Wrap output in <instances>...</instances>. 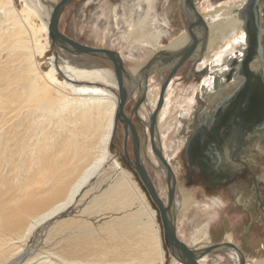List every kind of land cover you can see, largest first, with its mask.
<instances>
[{"label":"bare ground","instance_id":"6f19581e","mask_svg":"<svg viewBox=\"0 0 264 264\" xmlns=\"http://www.w3.org/2000/svg\"><path fill=\"white\" fill-rule=\"evenodd\" d=\"M23 1L27 3L29 0ZM58 1L52 5L47 15L50 16L53 6ZM124 1L131 2V0ZM244 1L231 0L218 8L213 5L216 1H206L209 12L202 16L209 33L206 48L211 52L208 56H203L199 63L197 62V68L201 69L203 65L209 64L210 74L207 73L208 75L201 77L199 84L190 88L187 95L178 97L176 90L172 87L173 81L169 83L170 85L168 84L165 91L164 103L158 113V127L161 130L165 128L164 123L168 121L165 119L169 116V106L177 109L178 126L174 136L168 139L167 145L161 142L165 157L176 179L178 176L170 160L174 155L179 153L182 155L188 127L183 129L180 126L193 119L194 110L199 106L198 96L211 105L221 96L228 94L240 80L233 78L230 82H226L224 76L230 68V60L239 59L245 46V33L240 27L241 23L236 19L237 13H232V10L240 8ZM32 2L35 3L34 6L44 8L41 0H32ZM156 2L157 0H137L135 3H129L125 9H121V12L116 5L111 9L110 15L116 28L118 21L125 20L122 14L127 16L128 20L119 24L129 29L127 40H131L137 45L136 47H156L162 35H168V31L159 30L160 19L156 15ZM181 2L182 5L185 4V0ZM91 3L96 5L98 0H91ZM31 11L30 9L18 11L14 7L13 0H0V264L21 263L26 255L22 243L38 226L64 213L84 196L87 197L90 190L89 188L86 190V187L90 180L102 174L108 166H112L116 173H123L127 179V172L124 171L118 158L110 154L108 147V145L111 146L117 131L116 127L112 134L118 98L114 72L111 75L112 72L107 68L80 59V56H94L84 53L72 54L57 45L52 47L57 48L58 52L56 50L54 56L48 57L47 70H42L37 57L44 54L47 44L35 38L37 28L30 21ZM183 13L185 16L184 11ZM20 14H22L21 17ZM48 21L49 17L46 22L41 23L42 26L39 29L45 34L48 33ZM156 22L159 25L155 26ZM187 37L188 33H185L176 43L172 44L180 43L179 45L168 47V49L182 47ZM218 41L222 44L218 45L215 50L214 46ZM48 44L51 46L50 40ZM59 53L62 56H58ZM196 57H198V52ZM193 59L190 60L191 63ZM251 66L255 69L256 65L252 63ZM165 67L167 70L170 65ZM128 69L131 72L129 67ZM157 69L152 68L150 72H155ZM140 72L141 69L139 72L133 69L131 73L134 76L136 74L135 78L140 79ZM57 73L61 79L58 78ZM215 76L221 80L218 88L213 86ZM149 85L150 82L147 79L148 95ZM155 92L153 91L152 96H147L148 113L152 112L156 105L158 95L155 97L153 95ZM139 112L142 118L147 119L143 108ZM167 127L170 128V126ZM162 132L166 136V132ZM158 135L160 138L161 135L159 133ZM146 137L147 143L148 128ZM146 154L149 162L156 165L157 161L152 156L149 147H147ZM159 169L164 171L163 168ZM149 172L160 197L166 202L167 184L161 183L164 189L163 195L158 184H155L152 176L154 173ZM127 175L129 176L128 173ZM126 179L124 185L116 187L114 184L110 191H103L94 195L92 199L94 205L101 203L100 205L113 207L110 209L117 208V210L118 207L127 208L128 206L132 211L131 215L127 214L126 218L107 223L101 231L107 235L118 233L120 245L129 246L127 247L129 249L132 244H139L142 253L139 252L138 258L145 261L139 264H150L152 258H154V264H165V251L160 244L155 222L158 211L150 207L145 194L139 187L133 186V188L126 189ZM179 188L177 182L176 212H178V207L189 202L184 195L181 197ZM129 193L130 195L134 193V195H131V200L127 203ZM178 195L180 196L179 202L177 201ZM136 202L138 205H135ZM177 216L176 234L180 238L177 230ZM72 225L78 226L83 233L80 238L82 242L77 249L81 255L89 254L95 248L102 249V241L100 242L82 223L62 218L53 225V229L55 232H60L69 229ZM160 225L161 223L159 224L161 231L162 225ZM86 235L87 241L85 240ZM161 238L163 239V236ZM95 245L97 247H92ZM229 251L234 258L232 264H238L239 255L233 250ZM211 254L205 255L200 263L204 264L207 256ZM126 255L122 254V256ZM46 256L34 257L31 261L27 259L24 264H50L51 260H47ZM92 260L83 264H124V262L115 261L116 258L113 260L97 259V263ZM64 264H80V261H68ZM170 264L181 263L173 258ZM257 264H264V262Z\"/></svg>","mask_w":264,"mask_h":264},{"label":"rangeland","instance_id":"374dc122","mask_svg":"<svg viewBox=\"0 0 264 264\" xmlns=\"http://www.w3.org/2000/svg\"><path fill=\"white\" fill-rule=\"evenodd\" d=\"M56 1L58 0H41L42 2L41 4L44 6V8L40 9V7L34 6L35 3L32 2V0L27 1V3H25L23 0H13L14 7L18 11H21L23 9L32 10L30 14L31 15L30 21L33 22L32 24H34V26L37 28L35 38H37L41 43L47 44L46 51L44 52V54H42V56L37 57L42 70H47L48 65L46 61L48 60V57H50L51 55L54 56V54H56L57 48L52 47L48 44V40H49L47 37L48 33L45 34L44 31H41L39 29L41 28L42 24L48 20L49 14L47 15V12L48 13L50 12L52 5ZM181 1L182 0H157L155 4V9H156V15L160 19V25L156 22L155 26L159 25L160 31H163V32L168 31V35H165V34L164 36L162 35V38L160 39L159 44H157L156 47L141 46L139 48V47H136L137 45H135L131 40L129 39L127 40L128 38L127 33L129 32L128 31L129 29L127 30L126 26L124 25L122 26V24H119L121 22L128 20L125 14H122L124 16L123 19L125 20L123 21L121 20V22L118 21V27L117 28L114 27L113 19L111 18V15H110L112 7L116 5L118 7L119 12H121V9H125L129 3L131 2L135 3L137 2V0H131V2H126L124 0H119V1L118 0H98V3H96V5L91 3V0H74L70 2L69 4H67V6H65L62 12L61 18L59 20V28L65 35L81 43H85L93 47H105V48H112V49L117 50L121 54L125 66L129 67L131 72L133 71V69L136 70V72H139L140 69L142 68L145 69L148 62L152 60L154 57L158 56L159 53H161L163 49L168 48V47H176L180 43H177V45H172V44L176 43V41H178L182 37V35H184L185 33L189 34V26L192 20L186 14L185 4L182 5ZM206 1L207 0H195V5L197 7L198 12L201 15L203 14L207 15L209 12V8L207 7ZM212 1H216L213 5L218 8V7L224 6L226 3L230 2L231 0H212ZM262 3L264 6V0ZM142 6L145 8L144 5ZM238 9L239 8L232 10V13L237 12L238 16L236 17V19L240 23L242 21V27H241V24H240V27L243 28V20L239 17ZM183 11L185 12V16H184ZM230 14H231V11H230ZM19 16L21 17L22 14H20ZM262 25L264 27V15H263V20H262ZM220 44H222V42L218 41L216 45L214 46V49L217 50V47ZM201 48H202V43L199 47V51H198V53L200 52L199 55L208 56L210 54L211 50L207 49L206 45L202 53H201ZM263 49H264V36H263ZM165 50H171V49H165ZM66 54L72 55L70 53H66ZM60 55L61 54L59 53L58 56ZM80 59L91 61L93 63H96L99 66L107 68V70L112 72L111 75H113L111 64L104 58L80 56ZM262 63L264 65V60L262 61ZM204 68L205 67H203L202 69H198L195 67L196 71L193 74L194 80L192 81L189 79L187 80L185 79V81H182V80L180 81L176 79L175 81H173L176 77L175 75L173 76V78L171 79L173 81L172 87H173V90H176L178 97L187 95V93L190 90V85L196 86L199 84L201 77L206 75L209 72V68L207 67V71L203 73ZM151 73L153 72H149L148 74V77H149L148 81L150 82L149 95L152 96L153 91H156L155 94L153 95L157 97L158 91H160L159 88L161 87V84L164 82V80L168 76L169 70L163 71V73L165 74L164 76H162L163 73L161 72H156L152 74L151 76H149ZM57 76L58 78H60L58 73H57ZM135 76L137 77L136 74ZM137 98H138V91L137 93L136 92L133 93V95L130 98L129 104L127 105V108H125V113H128L127 115H129L130 109L132 108V105L134 104L135 100H137ZM199 101L201 102V104L199 105L200 109H195V110L193 109L195 113L194 115L198 113L200 114L201 108L204 106H207L205 102H202L201 100ZM142 108H143V113L145 117H147L148 105L145 104V106ZM169 109L170 111L168 110V114L170 117L169 116L166 117L165 120H168V121L167 123L166 122L164 123L165 129L168 128L167 126H170V128H168L170 132L168 133V135L166 134L165 138L163 139V143L166 145L168 143V139L173 138L174 133L178 126L177 119H176L178 115L177 109L175 110L173 107ZM179 118L180 117L178 116V119ZM192 124L194 125L193 119H191L189 123L184 122L180 126V128L184 129L185 127H191ZM141 134L142 133H140V135ZM144 136L145 135L143 134L141 135L143 142L146 143L147 139ZM121 141L122 140L117 139L115 143L119 146ZM108 147H109L110 154L115 155L116 148H113L110 145H108ZM120 161L122 162L121 163L122 166L125 165L124 160L123 161L120 160ZM258 162L259 164H257V170L259 168V173L260 174L262 173L261 175H263L264 177V147H261L259 149ZM173 164L181 168L180 169L181 176L178 174V170L176 171V174L178 176L177 182L179 183V187H180L179 189L181 190V197L182 195H184L185 198L189 199V202L186 203L185 205L182 204V207H178L177 209L178 212H176V216L178 215L177 216V230H178V234L181 240L184 241L186 244L190 243L192 245H198V244L205 245L208 243H216V242L225 241V240H230L233 243H235V245H236V242H240V237H237V236H239L241 232H244L242 228V224L244 226L245 231L247 232L249 231L248 230L249 226L246 225V222H248L249 219H248V214L246 211H243L242 215L233 214V212L231 211V205H232L231 198H233V195H227L223 193L224 191L221 192V190L218 192H213V191L209 192L205 188H204L205 190H203L199 182L191 184L188 181H186L185 180L186 166H185L184 158L181 155V153L176 155L175 161L173 160ZM146 166H148L149 171L154 173L152 176L154 177V181L156 182L155 184H158V188L161 190V192H163V195H164V191H163L164 189L161 184L162 182H164L162 170H161L162 175L160 176L159 174L160 171L154 166L153 163H150L147 161ZM124 169L125 171L127 170L126 172L129 171L131 173L130 174L128 172L130 178L132 179V185L134 187H139L140 190L145 194L150 207L152 209L157 210L156 206L153 204L147 192L143 188V185L141 181L139 180L136 172L126 166L124 167ZM112 171L113 170L109 168L104 173L105 178L110 177V176L112 177L113 176ZM89 190H90L89 192L90 194L91 189ZM89 194L87 195V197L89 196ZM132 195H134V193ZM85 197L86 196H84L83 199L78 200L77 203H74L71 207H69L66 211H64V213L43 223L42 225L38 226L32 232V234L27 238V240L24 243H22L23 244L22 248L24 249L23 251L26 252V255H24V257L22 258V261H21L22 264L26 263L27 259L31 261L32 258L34 257L40 258V256L43 257L46 255H47L46 257H48L46 259L49 261L51 260L52 264L53 263L54 264H62V263L64 264V262H68V261L70 262L80 261V264H83V263H86V261L90 259L91 260L93 259L92 261H94V263H97L96 261L97 259L113 260V258H116L115 261H118L120 263L124 262V264L125 263L139 264V263L145 262L144 260L142 259L140 260V258H138L139 257L138 254L142 253V251L140 250L138 246L139 244L134 243L136 246L132 244L133 246L131 245L130 247L131 249H129L127 248L129 246L126 247V246L120 245L121 242H120V239L118 238V236L120 237V235L118 233L107 235L106 233H103L101 231L102 227H104L107 223L117 222L121 220L122 218H126L127 214L128 216H130L131 215L130 213H132V211L129 210L130 211L129 212L127 208L119 209V210L107 209L108 212L113 211L112 215L110 214L109 216H107L106 214L105 215L106 217H102L99 220H96L95 222H93L89 220L88 218L84 217V214L81 215L80 213V209L82 208L83 202L87 198ZM177 197H178L177 201L179 202L180 196L178 195ZM138 202H136L135 205H138ZM100 204L98 203V205ZM156 212L157 211H155V213ZM158 217H159V212L156 213V217H155V222L157 223V235L160 238V241H161L160 244L165 251V256H166L165 264H170V261L173 260V257L169 254V251L167 250L164 244V241L161 238L163 235H162V230L160 231L159 229V224L161 223V221ZM62 218H67V220L69 219V220L79 222V223L86 225L89 228V230L93 232V235L97 237L100 242L102 241L103 250L100 248H95L93 249L91 253L89 254L86 253L84 255H81L77 249H79V244L82 242L80 238L83 235V233L81 232L78 226L76 227L72 225L67 230L60 231V232L54 231L53 225L56 224V222H58ZM226 218L227 220H232V224L233 222H235V224L237 225V229H232V224L229 223L226 220ZM70 223H73V222H70ZM87 239L88 237L86 235L85 240L87 241ZM196 241L198 242L196 243ZM92 247H97V246L95 245ZM137 247L138 249H136ZM250 249L252 248L250 247L245 252L246 253L245 258L247 257L246 264H257L259 262L263 263L264 249L260 253L261 259L255 258L254 261H250L252 260L250 256L251 255L253 256L256 254L251 253V251H249ZM122 254L123 255L127 254V255L122 256ZM134 254L136 257L134 256ZM71 258H73V260H71ZM206 259H205L204 264H232L234 261L233 260L234 258L228 249L224 252H220V251L213 252L211 255L207 256ZM51 261H50V264H51ZM153 261H154V258L150 259V264H154Z\"/></svg>","mask_w":264,"mask_h":264},{"label":"flooded vegetation","instance_id":"af4514ba","mask_svg":"<svg viewBox=\"0 0 264 264\" xmlns=\"http://www.w3.org/2000/svg\"><path fill=\"white\" fill-rule=\"evenodd\" d=\"M246 2L247 0H245L243 4H245ZM262 2L263 0L260 1L261 6L263 7V11L261 12V23L264 15V6ZM241 27H242V21H241ZM243 28H244V22H243ZM243 28L242 30L244 32L245 28L244 29ZM244 33H245V46L243 48L242 55L244 54L245 48L247 47L246 30ZM255 34L256 33L253 30H251V35L253 37L255 36ZM263 36L264 33L261 35V39H260L262 57L259 56L256 50L257 48L254 47L256 51H254V53H251L250 59L247 60L245 67L244 66L241 67L240 64L241 62L240 59L242 55L239 59L232 58L230 60L229 70L233 66L231 63L232 60L236 59L238 60V62L232 68H234L235 71L240 72V74L239 76H237L235 73H233L231 74V78L227 80L226 75L229 74L228 73L229 70H228L224 76V80L226 82H230L233 78L234 79L237 78V80L240 79L237 85L234 87L235 89L233 88L228 94L221 96L211 105L200 99V97L198 96L197 104L200 105L201 102L199 100H201L202 102H205L207 106L201 108L200 114L198 113L196 114V116L193 115L194 125L193 124L191 125V127L193 128L188 127V134L183 144L184 146L182 147V156L184 158V162L186 166L185 180L191 184L199 182L201 184V188L203 190L206 189L209 192L210 191L218 192L220 190L222 191L227 189L234 190L235 192H237L236 194H234L235 201L239 203L241 207L244 208V211L247 212L249 221L253 220L256 223L260 221L262 223L264 222V177L263 175H261L262 173L261 174L259 173V168L257 170V164H259L258 152L261 147H264V65L262 63V61L264 60ZM254 42L255 41L253 39L252 43L254 44ZM177 49L179 48L172 50H177ZM202 57L203 55L201 56L198 53V57H196L197 60L194 59L192 63L190 62V60L186 61L178 70H180L185 64H189V68L187 71V76L189 77L187 79L191 81L194 80L193 74L196 71L195 67L197 68V64L201 61ZM252 63L256 65L255 69L251 66ZM203 67L209 68V64H205L202 66V68ZM166 68L167 67L164 66L160 69H157L149 76H151L156 72L163 73L164 70L165 71L169 70V69L166 70ZM178 70L176 71V73L178 72ZM208 74H210V69ZM164 75L165 74L163 73L162 76ZM215 78L219 79V85L221 80L218 76H215L213 78V86L215 88H218L219 85L218 87L215 86ZM192 87L194 86L190 85V88ZM137 91L138 90H136V93ZM158 96H159V91H158ZM129 102H130V97L127 101L125 108H127ZM135 102L132 105L131 112H129L128 116L132 115L133 109L135 107ZM145 102L146 99L144 103L141 104V107L138 109L139 111L141 110L142 107L145 106ZM199 108L200 106H198L196 109ZM139 111L138 113L140 116ZM152 112L147 113L148 114L146 117L147 119H144L140 116L142 118L141 121H148L149 116ZM127 114L128 113H126V115ZM157 119H158V114H157ZM132 121L135 125L138 136L140 138L141 147L143 146L141 148V157L143 163L145 164L146 161H149L146 154L147 147H149L152 156L157 161V164L154 165L157 168L159 166L158 165L159 161L157 160L156 156L154 155V153L150 148L149 140L144 145V142L141 139V135L138 132L136 124L140 126V120H137L135 115H133ZM157 123H156V127H157ZM116 130L117 131L115 133L111 146L117 149L118 146L115 143V141H117V139L121 140L122 138V129L120 124L117 125ZM144 131L147 134L146 127ZM160 138H161V142L163 143V139L165 138V136H160ZM191 139H192V143L194 144L193 150L192 147H190V149L187 150L186 148L187 143ZM143 148H144L143 150L144 152L142 151ZM126 150H127V155L124 149V135H123V147L122 146L119 147L118 156L122 161L124 160V163L127 166L131 168L130 161H133L132 158L133 146L129 136L127 139ZM163 154L165 156L164 151ZM127 156L130 161L128 160ZM175 157L176 155H174L173 160ZM120 163L122 162L120 161ZM172 168L176 172L174 165H172ZM148 173L150 175L149 170ZM163 179L166 184L164 171H163ZM227 221L232 224V220H227ZM232 229H237V225L235 224V222H233L232 224Z\"/></svg>","mask_w":264,"mask_h":264},{"label":"water","instance_id":"95a60500","mask_svg":"<svg viewBox=\"0 0 264 264\" xmlns=\"http://www.w3.org/2000/svg\"><path fill=\"white\" fill-rule=\"evenodd\" d=\"M74 0H59L52 8L48 21V38L51 42V46L54 44L59 48L67 49L72 54H87L90 56L104 58L112 66L115 80L117 83V107L113 118V132L118 124H121L124 130V149L127 155V139L128 136L131 139L133 146V161H130L131 168L136 172L139 180L141 181L143 188L147 192L153 204L156 206L159 212V219L161 221L163 230V241L169 251V254L181 264H201L200 260L207 254H211L220 250H233L239 255L238 264H246L243 252L230 241H224L220 243H209L200 247L189 246L182 241L176 234V204H175V191L177 188V180L173 170L167 159L163 154V149L157 136V114L164 103V92L175 75L176 71L186 62L196 57V53L199 51V47L202 43L201 53L205 49L208 38V26L203 16L198 12L195 5V0H185V12L192 20L189 26V39L187 43L177 50H165L163 49L158 56L154 57L148 62L145 69H141L140 79L129 71L125 66L124 61L120 53L112 48L105 47H93L85 43H81L73 38L65 35L59 28V20L61 14L70 2ZM261 0H247L245 4L239 9V17L243 19L244 28L246 30V42L247 47L241 57V67H245L247 60L250 59L251 53L257 50L260 57H262L260 39L264 33V28L261 23V12L263 7L260 3ZM199 30V31H198ZM251 30L256 34L253 37ZM200 34V35H199ZM254 39V44L252 43ZM254 47L257 49L255 50ZM238 60H232V65H236ZM166 65H170L169 73L164 82L161 84L159 96L156 107L149 116L148 131L150 148L157 160L160 167L164 169L165 180L167 184V201L160 197L157 189L155 188L152 179L148 173L147 166L143 163L141 157V141L138 136L135 125L132 121V116L135 115L137 120L141 121V117L138 114L140 105L146 98V84L148 74L152 68H162ZM232 66V67H233ZM229 70V74L226 75V79L231 78V74L235 73L239 76L240 72L235 71L234 68ZM207 71V67L204 68L203 73ZM139 75V73H138ZM137 79V80H136ZM142 81V83H141ZM141 83V84H140ZM219 79L215 78V86L218 87ZM137 87V88H136ZM138 90V98L135 102V107L131 116L126 115L125 107L129 97L133 95L135 90ZM190 147H194L192 139L187 143V150ZM149 162V161H148Z\"/></svg>","mask_w":264,"mask_h":264},{"label":"crops","instance_id":"0c3cea01","mask_svg":"<svg viewBox=\"0 0 264 264\" xmlns=\"http://www.w3.org/2000/svg\"><path fill=\"white\" fill-rule=\"evenodd\" d=\"M188 68H189V64H185L176 74H175V79L173 80V81H175L176 79L177 80H182V81H185V79L187 80V78L189 77V76H187V71H188ZM183 83V82H182ZM170 85V84H169ZM147 96L149 97V95H148V92H146V100H147ZM131 98V97H130ZM146 104V103H145ZM170 108L172 107V106H169ZM132 109V108H131ZM131 109H130V112H131ZM204 111V110H203ZM196 116V115H195ZM158 117H159V115H158ZM196 118V117H195ZM194 118V119H195ZM157 122H158V119H157ZM120 126H121V129H122V138H121V142H122V145H121V143H120V145L117 147V149H116V153H115V155H116V157H118V160L120 159L119 158V156H118V154H119V147H123V135H124V130H123V127H122V125L120 124ZM136 126H137V129H138V132L139 133H142L143 135H145L144 137H146V133H145V131H144V129H145V127H147L148 128V121H140V126L139 125H137L136 124ZM157 128H158V131H157V133H159L161 136H164V134H163V132L162 131H164V132H166V134L168 135V133L170 132V130L167 128V129H165V128H163V130H161V129H159V127H158V123H157ZM141 134V135H142ZM158 138H159V135H158ZM141 139H142V137H141ZM146 139H147V137H146ZM159 140H160V138H159ZM160 143H161V140H160ZM161 147H162V145H161ZM131 151V150H130ZM183 151H184V149H183ZM132 153V152H131ZM132 158H133V156H132ZM176 158V157H175ZM175 158H174V160H175ZM121 160V159H120ZM172 160H173V158H171V160H170V163L172 164V165H174V167H175V170L177 171L178 170V174L181 176V174H180V167L179 166H175V164H173V162H172ZM121 164V163H120ZM159 166L158 167H160V164H158ZM124 167L126 166V167H129V166H127L126 164L125 165H123ZM122 166V167H123ZM107 167V166H106ZM124 167H123V169H124ZM157 167V169L160 171V169ZM112 169L113 171V176L111 177H106L105 178V175H104V173L108 170V169ZM130 168V167H129ZM161 168V167H160ZM131 170H133L132 168H130ZM162 170V169H161ZM124 171H125V169H124ZM127 171V170H126ZM125 171V172H126ZM129 172V171H128ZM127 172V173H128ZM127 173H126V177H127V179L125 178V176H124V174L123 173H116V170H114L113 169V167L112 166H108L107 167V169H105L103 172H102V174H100V175H98L97 177H95V178H92L91 180H90V182H89V184H88V188L89 189H91V193L89 194V196L85 199V201L83 202V205H82V208L80 209V213H81V215H83L84 214V217H86V218H88L89 220H91V221H93V222H95L96 220H99L100 218H102V217H106L105 215L107 214V216H109L110 214L112 215V212L113 211H111V212H108L107 211V209H110V208H113V207H108V206H103V205H94L93 204V198L95 197L94 195H97V194H100L101 192H103V191H110L112 188H113V185L115 184V186L116 187H118V186H122V185H124V183H125V179L127 180V183H126V185H125V187H126V189H127V187H129V188H133V185H132V179L130 178V176H128L127 175ZM130 173V172H129ZM131 174V173H130ZM159 174H160V176L162 175V173H161V171L159 172ZM138 184V183H137ZM194 184V183H193ZM86 187V188H87ZM87 188V189H88ZM177 189V188H176ZM177 191H178V189H177ZM222 191H224L223 193H225V194H227V195H233V198H231L232 200H231V203H232V205H231V211L233 212V214H235V215H238V214H241L242 215V212L244 211V208L243 207H241L240 205H239V203H237L236 201H235V199H234V194L236 193L234 190H229V189H227V190H222ZM221 191V192H222ZM97 192V193H96ZM132 195V194H131ZM131 195H130V193H129V199L127 200V203H129L130 202V198H131ZM89 205H91V206H89ZM100 206V207H99ZM85 207V208H84ZM97 208V209H95V208ZM116 207V206H115ZM117 209V208H116ZM119 209H126V208H122V207H118V210ZM127 210H129V207L127 206ZM118 212V211H117ZM121 212V211H120ZM246 225L247 226H249V228H248V232L247 231H245V229H244V226H243V224H242V228H243V231L244 232H241V234L239 235V236H237V237H240V242H236V245H237V247L238 248H240L241 250H242V252H244L243 254H244V256L246 255V251H247V249H249L250 247L252 248V249H250L249 251H251V253H253V254H256V255H251L250 257H251V259L252 260H250V261H253L255 258H257V259H261V256H260V253L262 252V250L264 249V222L262 223L261 221L260 222H254L253 220H251V221H249L248 220V222H246ZM260 225H262V226H260ZM225 241H230V240H225ZM220 242H224V241H220ZM220 242H216V243H220ZM230 242H232V241H230ZM235 244V243H234ZM189 246H195V247H199V246H203V245H192V244H188ZM246 248V249H245ZM227 249H225V250H220V252H224V251H226ZM249 256V255H248ZM247 258V257H246ZM258 261H260V260H258ZM246 262H247V260H246ZM264 262V261H263Z\"/></svg>","mask_w":264,"mask_h":264}]
</instances>
